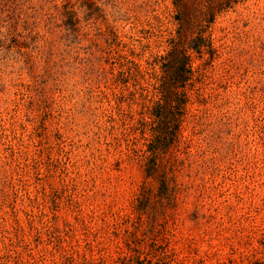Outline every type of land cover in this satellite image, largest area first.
Instances as JSON below:
<instances>
[{
	"label": "rangeland",
	"instance_id": "obj_1",
	"mask_svg": "<svg viewBox=\"0 0 264 264\" xmlns=\"http://www.w3.org/2000/svg\"><path fill=\"white\" fill-rule=\"evenodd\" d=\"M173 0H0V264H264V0L191 50L149 162Z\"/></svg>",
	"mask_w": 264,
	"mask_h": 264
},
{
	"label": "trees",
	"instance_id": "obj_2",
	"mask_svg": "<svg viewBox=\"0 0 264 264\" xmlns=\"http://www.w3.org/2000/svg\"><path fill=\"white\" fill-rule=\"evenodd\" d=\"M244 0H173L180 23L177 36L171 40L167 54L163 55V74L160 76L159 99L152 108L153 120L142 123L151 133L149 162L155 164L160 151H165L179 140L180 124L187 110L189 94L186 90L194 74L191 50L198 53L213 49L206 32L216 17ZM121 264H126L123 261ZM127 264H174L166 254L154 252L153 258Z\"/></svg>",
	"mask_w": 264,
	"mask_h": 264
}]
</instances>
